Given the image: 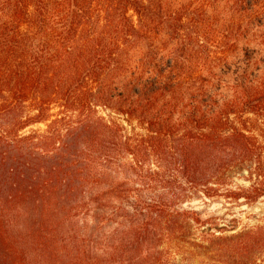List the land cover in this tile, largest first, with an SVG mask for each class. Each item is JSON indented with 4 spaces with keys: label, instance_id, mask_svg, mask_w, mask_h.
Segmentation results:
<instances>
[{
    "label": "trees",
    "instance_id": "16d2710c",
    "mask_svg": "<svg viewBox=\"0 0 264 264\" xmlns=\"http://www.w3.org/2000/svg\"><path fill=\"white\" fill-rule=\"evenodd\" d=\"M6 93L0 264H165L157 228L183 225L163 195L104 232L139 186L264 198V0H0ZM236 240L264 264V224Z\"/></svg>",
    "mask_w": 264,
    "mask_h": 264
},
{
    "label": "rangeland",
    "instance_id": "374dc122",
    "mask_svg": "<svg viewBox=\"0 0 264 264\" xmlns=\"http://www.w3.org/2000/svg\"><path fill=\"white\" fill-rule=\"evenodd\" d=\"M4 96L0 99V108L4 102L7 107L0 122L3 128H9L12 124L10 95L6 93ZM27 115L28 112H25L23 117ZM118 120L130 133L131 128L124 119ZM45 129V124H38L29 127L22 134ZM137 133L142 134L143 131L137 129ZM180 184L173 189L136 187L129 197L114 202L108 208L110 217L106 219L104 232L108 234L122 227L123 218L120 217V213H134V203L138 194H141L147 203L154 202V196L163 195L164 203L179 213V222L183 225L181 231L172 234L166 233L162 226L157 228L154 246L159 255H162L165 264H239L235 250L236 237L244 231L264 224V198L253 205H246L243 201L234 204L203 197L182 202L175 199V196L186 194L187 186ZM126 221L125 226L129 227L130 219ZM255 256L262 259L264 249L258 250Z\"/></svg>",
    "mask_w": 264,
    "mask_h": 264
}]
</instances>
